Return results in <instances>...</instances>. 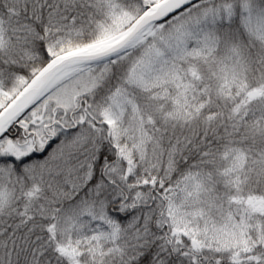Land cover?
I'll list each match as a JSON object with an SVG mask.
<instances>
[{
	"label": "snow or ice",
	"instance_id": "obj_1",
	"mask_svg": "<svg viewBox=\"0 0 264 264\" xmlns=\"http://www.w3.org/2000/svg\"><path fill=\"white\" fill-rule=\"evenodd\" d=\"M0 264H264V0H0Z\"/></svg>",
	"mask_w": 264,
	"mask_h": 264
}]
</instances>
